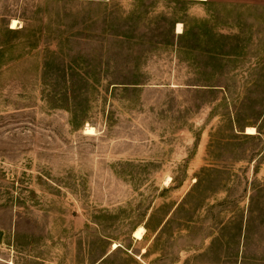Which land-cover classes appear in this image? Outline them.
<instances>
[{
	"label": "rangeland",
	"instance_id": "1",
	"mask_svg": "<svg viewBox=\"0 0 264 264\" xmlns=\"http://www.w3.org/2000/svg\"><path fill=\"white\" fill-rule=\"evenodd\" d=\"M0 264H264V6L0 0Z\"/></svg>",
	"mask_w": 264,
	"mask_h": 264
},
{
	"label": "crops",
	"instance_id": "2",
	"mask_svg": "<svg viewBox=\"0 0 264 264\" xmlns=\"http://www.w3.org/2000/svg\"><path fill=\"white\" fill-rule=\"evenodd\" d=\"M212 2H217L221 5L231 6V5H255V6H264V0H210ZM181 24V23H179ZM178 24V25H179ZM178 32H182V24L181 30Z\"/></svg>",
	"mask_w": 264,
	"mask_h": 264
},
{
	"label": "bare ground",
	"instance_id": "3",
	"mask_svg": "<svg viewBox=\"0 0 264 264\" xmlns=\"http://www.w3.org/2000/svg\"><path fill=\"white\" fill-rule=\"evenodd\" d=\"M16 27H17V21L14 20L13 23H12V28H16ZM178 30H181V24L178 25ZM87 129H88L89 132L92 133V132H93V129H95V128H93L92 126H89ZM247 132L253 134V133H255L256 131H255V128H253V127H248V128H247ZM144 232H145V228H144L143 226H139V227L135 230V232H134V236H135L136 238H138V239H141V238H143V236H144Z\"/></svg>",
	"mask_w": 264,
	"mask_h": 264
}]
</instances>
